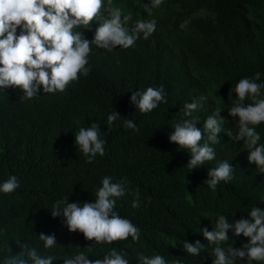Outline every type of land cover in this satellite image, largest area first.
Segmentation results:
<instances>
[{"label": "trees", "instance_id": "trees-1", "mask_svg": "<svg viewBox=\"0 0 264 264\" xmlns=\"http://www.w3.org/2000/svg\"><path fill=\"white\" fill-rule=\"evenodd\" d=\"M111 3L131 15L129 25L155 18V31L125 51L95 49L89 55L88 74L64 92L25 101L18 89L0 91V180L14 174L20 181L15 193L0 195V254L17 255L25 242L41 254L54 255L52 264H61L65 255L91 244L82 233L69 232L61 217H53L48 209L52 201L67 195L69 202L91 201L107 174L126 177L128 186L140 194L139 208L132 207L130 194L118 198L115 206L141 231L137 242L130 237L114 242L127 250L131 264H139V253H161L169 260L183 259L184 264H211L212 245L193 257L184 252L183 240L207 245L198 228L211 230L217 212L239 219L247 218L253 205L264 207V173L248 162L243 141H229L221 133L216 159L229 160L234 178L220 182L213 192L203 181L216 161L189 169L190 153L178 149L169 136L183 116V104L201 94L209 100L195 113L200 117L196 126L201 128L206 116L219 108L228 119L225 127H234L225 109L235 98V93L228 96L229 89L256 72L264 81V0H162L150 13L144 7L148 0ZM82 31L85 38L94 34ZM161 85L166 102L140 113L131 103V92ZM113 109L120 117L109 123L106 117ZM128 119L139 132L124 127ZM93 122L108 134L102 136L104 155L87 163L74 143L75 131ZM257 130L264 140V124ZM41 233L56 237L55 249L40 247ZM228 235L232 240L226 243L234 247L247 240L242 234ZM106 248L95 246L92 255L99 257Z\"/></svg>", "mask_w": 264, "mask_h": 264}, {"label": "clouds", "instance_id": "clouds-1", "mask_svg": "<svg viewBox=\"0 0 264 264\" xmlns=\"http://www.w3.org/2000/svg\"><path fill=\"white\" fill-rule=\"evenodd\" d=\"M161 3L162 0H148L144 7L150 13ZM130 19L131 15L123 14L122 7L113 6L111 0H0V91L9 87L18 89L19 98L25 101L45 93L64 92L70 83L88 74L89 55L95 49L125 51L141 36L147 38L156 29L155 18L136 19L129 25L126 22ZM84 29L94 34L85 38ZM261 75L256 72L251 77L243 76L229 89L228 96L235 93V98L225 109L227 116L233 118L234 127H225L228 119L220 115L219 108L206 116L201 128L196 126L200 117L195 113L208 102L207 94L186 101L182 118L172 126L169 140L175 142L178 149L188 150L190 157L186 166L189 169L216 161L215 167L207 169V178L203 181L213 192L220 182L228 183L234 178L235 168L229 160L216 159L215 145L220 143L221 133L229 141H243L244 149L248 150V162L264 173V140L257 130L264 124ZM130 99L140 113H149L166 102V94L163 85L148 86L132 91ZM119 117L113 109L106 119L111 123ZM123 124L134 132L140 131L131 119L124 120ZM107 134L108 131L101 132L96 122L75 131L74 143L87 163L97 155H104L106 141L102 136ZM128 185L126 177L114 179L106 174L100 178L91 201L69 202L67 195L51 202L48 210L53 217H61L69 232H80L92 242L65 255L61 264H131L127 250L114 244L127 241L129 237L137 242L141 236L140 228L128 217L121 216L115 207L117 199L126 194L133 197L132 207H140L139 192ZM19 187L17 176L8 174L6 179L0 180V195L13 194ZM150 202L151 198L147 197L146 203ZM246 213L247 218L234 219V215L229 217L217 212L211 230L207 226L198 228L207 245L200 240H183L184 252L196 257L201 255L202 249L212 245L208 251L211 264H264V207L253 205ZM229 232L234 237L242 234L246 242L239 247L226 243L232 240ZM37 237L42 249H55L58 244L53 234L41 233ZM98 245L107 248L102 255L94 257L93 248ZM20 247L17 255H10L9 251L0 254V264H52L56 259L52 254H41L37 246L29 247L24 242ZM137 259L139 264H184L183 259L169 260L161 253H139Z\"/></svg>", "mask_w": 264, "mask_h": 264}]
</instances>
